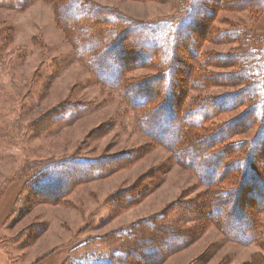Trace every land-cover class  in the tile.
I'll list each match as a JSON object with an SVG mask.
<instances>
[{
	"label": "rangeland",
	"instance_id": "1",
	"mask_svg": "<svg viewBox=\"0 0 264 264\" xmlns=\"http://www.w3.org/2000/svg\"><path fill=\"white\" fill-rule=\"evenodd\" d=\"M90 1L141 21L170 16L176 9L174 0ZM246 1L256 2L206 0L211 16L194 49L211 57L236 51L238 39L226 33L213 38L232 28L244 29L262 48L264 7H247ZM232 2L245 4L236 7ZM0 41V264L106 259L115 246L100 243L105 235L161 213L175 201L204 197L206 187L198 176L177 164L169 150L153 143L139 128L136 111L101 83L85 60L77 58L70 39L57 25L51 1L31 0L21 7L0 4ZM184 62L190 65L187 58ZM217 64L209 66L211 73L232 68ZM158 72L151 65H138L128 69L125 77L139 80ZM185 81L188 86L179 105L242 88L217 80L205 81V86ZM62 103L74 106L73 119L56 118L54 111ZM244 109L240 105L219 111L207 125L217 128ZM257 129L255 123L248 129H234L227 141L249 142ZM74 157L97 160L94 165L106 170L73 181L64 176L69 170L65 167L63 192L57 198L46 196L53 195L52 186H57L45 187L53 181L49 164ZM39 184L42 187L37 188ZM233 184L229 180L226 185ZM253 215L264 229V209ZM192 222L185 226L195 225ZM255 255L264 257L263 247L230 240L206 221L192 241L154 264H250Z\"/></svg>",
	"mask_w": 264,
	"mask_h": 264
},
{
	"label": "trees",
	"instance_id": "2",
	"mask_svg": "<svg viewBox=\"0 0 264 264\" xmlns=\"http://www.w3.org/2000/svg\"><path fill=\"white\" fill-rule=\"evenodd\" d=\"M30 1L0 0V4L21 7ZM48 1L77 58L85 60L98 80L117 91L136 111L139 128L151 141L169 150L174 161L190 168L206 187L200 200L175 201L161 213L105 235L100 243L115 246L106 259L86 257L68 264H154L192 241L206 221L228 239L256 243L264 250V229L253 215L257 209H264V46L257 48V39L242 28H232L213 34V38L220 39L226 33L238 39L236 51L211 57L194 49L211 16L206 0H174V14L148 21L133 20L90 0ZM245 3L247 7H264V0ZM183 57L189 60V66ZM217 63L232 68L211 73L209 66ZM146 64L159 72L152 77L126 80L128 69ZM195 69L198 71L193 76ZM187 78L192 80L191 86L217 80L242 88L179 105L188 86ZM240 105L245 109L234 119L214 129L207 125L217 112ZM73 109L62 103L54 113L58 120L73 119L77 115ZM254 123L258 129L251 141H227L234 129H248ZM95 162L74 157L49 164L53 181L45 187L57 186H52L56 189H52L53 195H45L56 197L63 192L60 185L64 176L76 181L103 174L106 169ZM65 167L69 170L63 176ZM229 180L234 184L227 186ZM245 206L250 207L248 211ZM191 221L195 225L185 226ZM250 264H264V257L255 255Z\"/></svg>",
	"mask_w": 264,
	"mask_h": 264
}]
</instances>
